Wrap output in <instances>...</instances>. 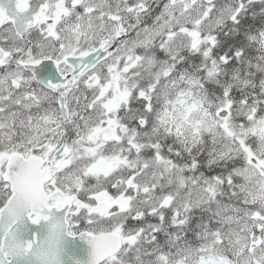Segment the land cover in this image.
<instances>
[{
    "label": "snow or ice",
    "instance_id": "1",
    "mask_svg": "<svg viewBox=\"0 0 264 264\" xmlns=\"http://www.w3.org/2000/svg\"><path fill=\"white\" fill-rule=\"evenodd\" d=\"M0 264H264V0H0Z\"/></svg>",
    "mask_w": 264,
    "mask_h": 264
}]
</instances>
